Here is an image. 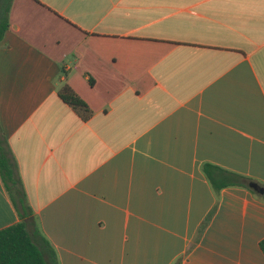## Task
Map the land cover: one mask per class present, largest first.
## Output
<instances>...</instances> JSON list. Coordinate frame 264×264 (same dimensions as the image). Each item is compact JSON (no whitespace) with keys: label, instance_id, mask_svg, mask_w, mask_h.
Wrapping results in <instances>:
<instances>
[{"label":"crops","instance_id":"1","mask_svg":"<svg viewBox=\"0 0 264 264\" xmlns=\"http://www.w3.org/2000/svg\"><path fill=\"white\" fill-rule=\"evenodd\" d=\"M8 21L0 134L27 205L0 178V228L22 219L50 264H264V0H12ZM204 162L247 186L214 191Z\"/></svg>","mask_w":264,"mask_h":264},{"label":"trees","instance_id":"2","mask_svg":"<svg viewBox=\"0 0 264 264\" xmlns=\"http://www.w3.org/2000/svg\"><path fill=\"white\" fill-rule=\"evenodd\" d=\"M11 1L0 0V39L9 25L8 11ZM58 94L81 117L85 118L90 114L91 110L86 103L67 84H63L59 88ZM201 168L214 191H217L225 185L247 186L246 182L249 180L248 177L238 172L228 170L210 162H204ZM0 178L10 197V201L16 208L18 214L22 216L25 213L27 205L24 191L15 172L10 151L2 134H0ZM260 197L264 199V191L260 194ZM208 215L209 213L202 221V224L205 223ZM258 244L262 251H264V236L259 239ZM49 249L52 262H55L54 252L50 246ZM0 264H50L44 259L39 246L32 241L22 219L0 228ZM172 264H178V259Z\"/></svg>","mask_w":264,"mask_h":264},{"label":"water","instance_id":"3","mask_svg":"<svg viewBox=\"0 0 264 264\" xmlns=\"http://www.w3.org/2000/svg\"><path fill=\"white\" fill-rule=\"evenodd\" d=\"M247 184H248V186H250L256 192H259V193L263 192V187L260 184H258L257 182H255L253 180H249L247 182Z\"/></svg>","mask_w":264,"mask_h":264}]
</instances>
